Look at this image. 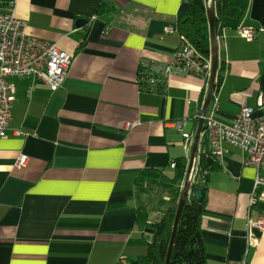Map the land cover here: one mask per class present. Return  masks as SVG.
<instances>
[{
	"label": "crops",
	"instance_id": "1",
	"mask_svg": "<svg viewBox=\"0 0 264 264\" xmlns=\"http://www.w3.org/2000/svg\"><path fill=\"white\" fill-rule=\"evenodd\" d=\"M12 10L28 34L55 42L72 61L55 91L35 76L8 78L14 101L0 138V264H114L144 255L152 231L136 220L135 179L163 168L170 180L179 158L186 173L208 81L171 73L145 90L141 66L173 63L177 20L191 7L186 0H13ZM240 24L256 29L252 41L237 27L216 38L225 64L205 115L223 124L242 105L255 108L264 92V0H249ZM182 119L189 139L172 124ZM222 146L205 180L206 264H264V230H252L257 245L246 240L247 217L264 211V199L248 203L255 170L240 148ZM203 151L204 126L192 174ZM20 155L28 157L24 167Z\"/></svg>",
	"mask_w": 264,
	"mask_h": 264
},
{
	"label": "built area",
	"instance_id": "2",
	"mask_svg": "<svg viewBox=\"0 0 264 264\" xmlns=\"http://www.w3.org/2000/svg\"><path fill=\"white\" fill-rule=\"evenodd\" d=\"M12 6L13 1L6 10L0 11V138L6 136L12 116L14 87L8 78L35 76L40 83L55 91L63 84L72 61V56L61 50L55 42L28 34L25 21L15 16ZM236 30L246 41H252L256 36V29L252 26L239 24ZM164 31L171 33L173 28L166 26ZM141 67L144 72H141L139 85L141 89L151 91L157 88L159 76L171 73L191 74L207 82L211 60L210 55L207 58L203 57L188 39L181 35L173 63L152 65L149 69L144 63ZM216 104L215 101V107ZM172 124L185 139L190 138V135L183 131L184 119L173 121ZM203 126L208 151L217 160L223 157L224 142L246 153L245 165L255 170L253 189L248 200L249 207L264 199V92L258 94L255 108L242 105L230 124L220 123L211 116L204 115ZM27 160L26 155H20L17 166L24 167ZM170 166L174 168L175 162L172 161ZM192 171L189 177L191 183L195 175ZM254 228L264 230V211L256 220L247 217L248 246L258 244L259 240L252 231Z\"/></svg>",
	"mask_w": 264,
	"mask_h": 264
},
{
	"label": "trees",
	"instance_id": "3",
	"mask_svg": "<svg viewBox=\"0 0 264 264\" xmlns=\"http://www.w3.org/2000/svg\"><path fill=\"white\" fill-rule=\"evenodd\" d=\"M13 0H0V11L8 8ZM191 12L181 15L177 29L205 58L210 55L208 0H186ZM249 0H214V34L217 38L225 29H235L241 22ZM224 61H219L214 86L221 81ZM174 176L168 180L163 168L143 169L135 179L138 197L136 220L152 231L151 238L144 241L146 252L142 256L119 260L114 264H164L176 208L181 193L179 184L185 176L186 160L175 159ZM218 169V162L209 151L198 154V163L178 220L169 264H206V254L201 234V217L205 197L195 200L191 191L196 187L206 190L205 177L209 171Z\"/></svg>",
	"mask_w": 264,
	"mask_h": 264
},
{
	"label": "water",
	"instance_id": "4",
	"mask_svg": "<svg viewBox=\"0 0 264 264\" xmlns=\"http://www.w3.org/2000/svg\"><path fill=\"white\" fill-rule=\"evenodd\" d=\"M214 0H210V4L207 7V16H208V21H209V35H210V60H211V71H210V76L208 79V86H207V93L204 98L202 108H201V115L200 119L198 122L197 130L194 136V142L192 145L191 153H190V158L187 166V170L184 176V182L183 186L181 188V193L179 196L177 208H176V213L172 225V231H171V236L168 244V249H167V254L166 258L164 261V264H169L170 258H171V253H172V246L174 243L175 235H176V229H177V224L178 220L180 218V214L183 208V205L185 203L186 198L188 197L190 190H191V182L189 181V177L191 175L193 163H194V158L197 150V143L199 140L200 132L202 130L203 126V116L205 115L208 105L210 103L211 97H212V91H213V86H214V81L216 77V71H217V66H218V47H217V40L214 34V6H213ZM83 22H86V19H78L77 24H81ZM205 180H208V174H206ZM191 195L195 198L196 201L201 202L203 200L204 196V191L202 187H196L191 191Z\"/></svg>",
	"mask_w": 264,
	"mask_h": 264
},
{
	"label": "rangeland",
	"instance_id": "5",
	"mask_svg": "<svg viewBox=\"0 0 264 264\" xmlns=\"http://www.w3.org/2000/svg\"><path fill=\"white\" fill-rule=\"evenodd\" d=\"M145 252H143V254H144Z\"/></svg>",
	"mask_w": 264,
	"mask_h": 264
}]
</instances>
